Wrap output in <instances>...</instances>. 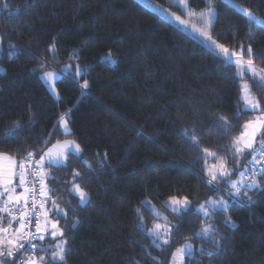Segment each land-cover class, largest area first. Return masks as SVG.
Returning <instances> with one entry per match:
<instances>
[{
	"label": "trees",
	"instance_id": "obj_1",
	"mask_svg": "<svg viewBox=\"0 0 264 264\" xmlns=\"http://www.w3.org/2000/svg\"><path fill=\"white\" fill-rule=\"evenodd\" d=\"M154 1L181 14L170 0ZM4 3L0 152L22 158L56 139H75L83 150L82 160L73 155L66 166H45L52 199L68 211L66 219H59L70 249L67 264H168L175 248L187 241L196 250L185 264H264V191L249 190L251 203L246 197L240 204L230 200L229 211L211 219L192 212L174 214L164 206L171 196H187L193 209L203 198H215L205 183L206 165L219 163L221 157L241 170L224 150L250 115H235L243 108L240 82L246 81L262 103L264 89L249 77L237 78L234 66L224 67L188 31L137 0H0ZM213 3L218 13L213 38L230 49L251 43L252 59L264 67V31L246 27L226 0ZM235 3L264 18V0ZM191 8L199 15L204 0H191ZM10 44L15 46L11 56ZM55 64L74 69L78 64L89 89L79 88L72 70L56 82L55 99L39 77ZM65 114L70 136L54 127ZM221 115L232 123L227 135L220 130ZM17 123L23 128L19 138L3 140ZM193 135L199 149L193 146ZM203 149L216 157L205 161ZM73 171L81 173L79 182L90 195L87 205L69 192ZM218 186L227 190L223 182ZM216 196L229 199L224 192ZM145 201L169 218L170 248H157L145 231L158 219ZM208 224L217 229L216 245L192 235Z\"/></svg>",
	"mask_w": 264,
	"mask_h": 264
},
{
	"label": "snow or ice",
	"instance_id": "obj_2",
	"mask_svg": "<svg viewBox=\"0 0 264 264\" xmlns=\"http://www.w3.org/2000/svg\"><path fill=\"white\" fill-rule=\"evenodd\" d=\"M170 3L178 6L181 10V14L169 12L171 18L192 35L207 42L224 67L234 66L237 78L244 80L245 77H249L254 85L264 89V67L258 68L252 59L254 55L252 44L249 43L245 46L241 42L238 48L230 49L213 38L212 32L218 18L213 0H204L205 10L201 11L199 15L191 8V0H170ZM232 6L238 10L237 14L245 20L246 27L249 29L255 27L259 31H264V18L257 16L252 9L235 3V0H233ZM0 7L6 9L7 4H0ZM237 34L232 33L234 36ZM248 36L251 40L252 33L249 32ZM14 50L15 46L10 44L7 54L13 55ZM49 50L54 51L55 44ZM72 58H76L75 53L72 54ZM110 58L111 53L108 54V59ZM67 68L71 69L72 65H68ZM64 70L61 69V71ZM84 74L85 70L81 69L78 64L75 65L73 78L77 79L81 90H88L90 84L89 80L84 78ZM56 75L55 71H48L43 73V78L48 82L53 94L59 97L55 86ZM81 80L82 82H80ZM239 87L241 95L238 99L243 104V108L237 110L235 115L238 118H244L246 113L250 115L241 126L239 135L233 137L224 150L229 153L241 170L230 168L224 157L219 158V163L213 164L211 167L206 165L207 180L205 183L210 187L215 198H203L204 202L198 208L193 209L187 196L181 198L171 196L165 202V206L174 214L192 212L201 218L211 219L216 213L228 212L230 199H226L225 196H216L217 193L225 190L218 186L221 182L228 189L227 197L237 199L246 197L250 203L249 190L264 191V103L252 94L246 81ZM219 120L223 122V127L220 130L227 135L232 127L231 121L223 115L219 117ZM69 125V114H65L60 117L54 127L59 128L63 136H70ZM217 127L220 126L217 125ZM22 131V125L17 123L5 131L3 140L18 139ZM191 141L193 146L199 149V143L194 135L191 137ZM82 151L80 144L75 139H64L57 140L51 148L42 154L27 151L22 158H18L0 152V264H67L70 249L65 232L59 225V219H66L68 211L60 207L57 200L52 199V195H50L52 190L45 183L48 178L45 166H66L69 157L73 155L82 160ZM202 151L205 161L209 156L216 157V153L210 152L208 149ZM36 156H39V159H35ZM240 160H244L245 163L239 165ZM82 162L91 168V165L86 161ZM234 175L238 178L232 179ZM81 179L79 171L72 172L69 192L78 198L81 205H87L90 203V195L79 182ZM144 203L150 204L149 201ZM150 211L164 223H154L151 228H147L145 231L152 238L153 244L163 251L166 247L170 248L173 243V226L168 222V218L156 211L154 207ZM52 215L57 219H52ZM33 221L35 222L34 226ZM226 223H232L231 217H226ZM140 225L142 228L144 227L142 217ZM216 231L214 226L208 224L202 226L192 235L197 238H206L216 245L218 244L215 240ZM46 239L51 243H37V241L43 242ZM193 251V246L190 243L177 248L171 253L170 264H185L186 255L191 257ZM156 264H159L158 260Z\"/></svg>",
	"mask_w": 264,
	"mask_h": 264
},
{
	"label": "rangeland",
	"instance_id": "obj_3",
	"mask_svg": "<svg viewBox=\"0 0 264 264\" xmlns=\"http://www.w3.org/2000/svg\"><path fill=\"white\" fill-rule=\"evenodd\" d=\"M139 3H141V4H143L144 6H146L147 8H149V9H152V10H154V11H156L157 13H159L161 16H163V17H165L167 20H169L171 23H173V24H175V25H177L178 27H180V28H182V29H184L181 25H179L178 23H176L172 18H171V16L168 14L169 12L168 11H165V9L159 4V3H157L156 1H154V0H137ZM227 2H229L231 5H233V0H226ZM157 5H159V7H157ZM1 9H3L2 7H0V10ZM185 30V29H184ZM187 31V30H186ZM189 32V31H188ZM190 33V32H189ZM191 34V33H190ZM192 35V34H191ZM194 38H196L198 41H200L202 44H204L205 46H207L210 50H212L211 49V47H210V45L207 43V42H205V41H203L201 38H199L198 36H194V35H192ZM2 47H3V42H2V38H1V36H0V51H1V49H2ZM67 66L68 65H57V64H55V66L54 67H52L51 66V68H49L48 70H41L40 72H39V77H40V79L42 80V82L44 83V85L46 86V88L48 89V91H49V93L55 98V99H58L59 97H57L56 95H54L53 94V92H52V90H51V88L49 87V84H48V82L47 81H45L44 80V78H43V73L44 72H48V71H55L56 73H57V75H56V82L62 77V76H66L67 74H70L71 72H72V70L74 71L75 69H74V67H73V65H72V68L71 69H68L67 68ZM61 69H65L64 71H61ZM245 81H241L240 82V85L242 84V83H244ZM56 86V85H55ZM56 91L58 92V89H57V86H56ZM59 93V92H58ZM252 94H253V92H252ZM241 95V94H240ZM60 130V129H59ZM61 131V130H60ZM57 140H60V139H56V140H54L44 151H47L49 148H51L55 143H56V141ZM213 164H211V165H209L208 167H211ZM45 183H46V181H45ZM228 190V189H227ZM169 200V199H168ZM168 200H166V201H168ZM165 201V202H166ZM165 202H164V206H165ZM149 206V209H151L152 207H154L153 205H151V204H149L148 205ZM166 207V206H165ZM199 207V205H197V206H195V208H198ZM155 208V210L156 211H158L159 213H161L163 216H166L167 217V215H166V213L163 211V210H160L159 208H157V207H154ZM167 208V207H166ZM167 209H169V208H167ZM170 210V209H169ZM171 211V210H170ZM51 218H52V216H51ZM168 218V217H167ZM53 219V218H52ZM168 222L170 223V225L172 226V224H171V222L169 221V218H168ZM154 223H164V221L163 220H161V219H157V220H155V222ZM186 243H190V244H192V246H193V254H192V256H191V258L192 257H194V253H195V250H196V247H195V245H194V243H192V242H190V241H187V242H184L181 246H179V247H177V248H180V247H182V246H184ZM177 248H175V250L177 249ZM174 250V251H175ZM173 251V252H174ZM38 254H42V253H38ZM187 257H189V256H187L186 255V257H185V260H186V258ZM170 261H171V258H170V260H169V263L168 264H170Z\"/></svg>",
	"mask_w": 264,
	"mask_h": 264
},
{
	"label": "built area",
	"instance_id": "obj_4",
	"mask_svg": "<svg viewBox=\"0 0 264 264\" xmlns=\"http://www.w3.org/2000/svg\"><path fill=\"white\" fill-rule=\"evenodd\" d=\"M43 150H45L44 149V147L43 148H40L39 150H38V153H41ZM35 159H39V158H37V157H35ZM37 187H39V185L37 184ZM227 191L228 190H224V193H225V195H226V193H227ZM227 196V195H226ZM229 198V197H228ZM232 202H236V203H241V199H237V198H235V197H232V198H229ZM34 221H33V226H34ZM38 243V242H37Z\"/></svg>",
	"mask_w": 264,
	"mask_h": 264
},
{
	"label": "crops",
	"instance_id": "obj_5",
	"mask_svg": "<svg viewBox=\"0 0 264 264\" xmlns=\"http://www.w3.org/2000/svg\"><path fill=\"white\" fill-rule=\"evenodd\" d=\"M37 242H38V244H50V243H51V241L48 240V239H46V240L43 241V242H40V241H37Z\"/></svg>",
	"mask_w": 264,
	"mask_h": 264
}]
</instances>
